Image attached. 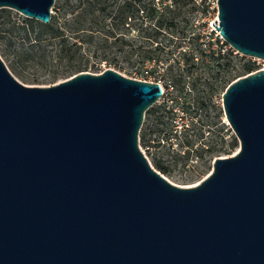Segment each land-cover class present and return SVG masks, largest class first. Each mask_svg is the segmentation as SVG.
<instances>
[{
    "label": "water",
    "instance_id": "obj_1",
    "mask_svg": "<svg viewBox=\"0 0 264 264\" xmlns=\"http://www.w3.org/2000/svg\"><path fill=\"white\" fill-rule=\"evenodd\" d=\"M55 0H0L48 23ZM216 28L264 59V0H218ZM159 81L114 68L48 86L0 56V264H264V68L223 92L240 142L181 186L142 151Z\"/></svg>",
    "mask_w": 264,
    "mask_h": 264
},
{
    "label": "rangeland",
    "instance_id": "obj_2",
    "mask_svg": "<svg viewBox=\"0 0 264 264\" xmlns=\"http://www.w3.org/2000/svg\"><path fill=\"white\" fill-rule=\"evenodd\" d=\"M146 1L157 4L154 13L137 10L138 3L124 10L122 0H55L51 21L34 18V29L28 28L30 17L2 7L0 56L27 85L58 83L74 75L78 65L93 73L114 68L129 77L161 80L166 94L144 114L140 147L168 180L195 185L217 156L238 151L223 92L241 76L245 62L259 69L264 59L222 51L214 23L217 0ZM79 14H85L84 26L90 29H75ZM187 138L191 150L183 145Z\"/></svg>",
    "mask_w": 264,
    "mask_h": 264
},
{
    "label": "trees",
    "instance_id": "obj_3",
    "mask_svg": "<svg viewBox=\"0 0 264 264\" xmlns=\"http://www.w3.org/2000/svg\"><path fill=\"white\" fill-rule=\"evenodd\" d=\"M106 1V0H105ZM134 3L136 4V3H138V4H136V5H134ZM149 3H150V5H149ZM134 5V7H137L136 9L137 10H140V9H143V11H145V9H152L151 11L154 13V11H156V7H157V4H155V2H150V1H146V0H122V4H121V7L124 9V10H127V9H130L131 8V6H133ZM52 17V16H51ZM85 14H79L78 15V17H77V24H76V26H75V29L76 30H87V29H90V28H88V27H85L84 26V19H85ZM51 21V20H50ZM39 22V21H38ZM39 23H41V22H39ZM35 24H36V22H35V19L34 18H27V25H28V28L29 27H31V29H34L35 28ZM42 24V23H41ZM46 25H49V24H46ZM51 28L52 29H54L52 26H51ZM60 34H63L61 31H60ZM76 66H74V68H75ZM82 65H78L77 67H76V73H78V72H80V71H85V70H83L82 68ZM258 68V66H256V64L255 63H253V62H251L250 60L249 61H247V62H245L244 64H243V67H242V72L241 73H239L238 74V76L239 75H245V74H247V73H250V72H252V71H254L255 69H257ZM13 69H14V71L16 72V73H18L17 71H16V69H15V67H13ZM70 69H73V67L72 68H70ZM75 73V74H76ZM19 74V73H18ZM152 107H150L148 110H150ZM147 110V111H148ZM186 130H187V128H185V132H186ZM181 131V133H182V130H180ZM178 133V130H176V134ZM177 135H179V133L177 134ZM187 142L185 143V140L183 141V145H185L186 146V149H189V150H191L192 148L189 146V143H190V140L187 138V140H186ZM237 144V139L235 138L234 139V141H232V143H231V145H236ZM198 149V148H197ZM178 151H179V149H177ZM162 167V166H161Z\"/></svg>",
    "mask_w": 264,
    "mask_h": 264
},
{
    "label": "built area",
    "instance_id": "obj_4",
    "mask_svg": "<svg viewBox=\"0 0 264 264\" xmlns=\"http://www.w3.org/2000/svg\"><path fill=\"white\" fill-rule=\"evenodd\" d=\"M218 1V0H217ZM217 6H218V3H217ZM217 23L219 22V18L217 17ZM214 23L216 24V22L214 21ZM219 43L223 46H221L220 48L222 49L223 52H226V51H231L232 53L234 54H239L241 52H239L235 47H233L229 42L226 41V39L221 35L220 31L217 29V38H216ZM261 68H264V67H261ZM260 69V68H259ZM159 82L162 83L161 80H158ZM163 85V83H162ZM166 94V87L163 85V94L160 98L164 97V95ZM145 147L147 149L150 148V145L149 144H146Z\"/></svg>",
    "mask_w": 264,
    "mask_h": 264
},
{
    "label": "bare ground",
    "instance_id": "obj_5",
    "mask_svg": "<svg viewBox=\"0 0 264 264\" xmlns=\"http://www.w3.org/2000/svg\"><path fill=\"white\" fill-rule=\"evenodd\" d=\"M228 121V120H227Z\"/></svg>",
    "mask_w": 264,
    "mask_h": 264
},
{
    "label": "flooded vegetation",
    "instance_id": "obj_6",
    "mask_svg": "<svg viewBox=\"0 0 264 264\" xmlns=\"http://www.w3.org/2000/svg\"><path fill=\"white\" fill-rule=\"evenodd\" d=\"M218 157V156H217Z\"/></svg>",
    "mask_w": 264,
    "mask_h": 264
}]
</instances>
